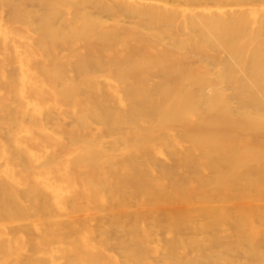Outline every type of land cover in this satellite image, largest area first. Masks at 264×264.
Masks as SVG:
<instances>
[{"label":"bare ground","instance_id":"1","mask_svg":"<svg viewBox=\"0 0 264 264\" xmlns=\"http://www.w3.org/2000/svg\"><path fill=\"white\" fill-rule=\"evenodd\" d=\"M0 264H264V0H0Z\"/></svg>","mask_w":264,"mask_h":264}]
</instances>
